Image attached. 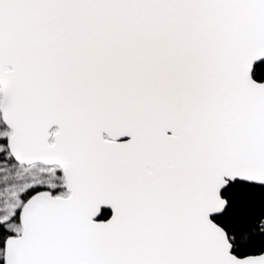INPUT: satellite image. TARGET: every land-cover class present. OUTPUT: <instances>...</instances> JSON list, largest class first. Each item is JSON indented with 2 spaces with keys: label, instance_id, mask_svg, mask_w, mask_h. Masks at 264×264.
I'll list each match as a JSON object with an SVG mask.
<instances>
[{
  "label": "snow or ice",
  "instance_id": "6c2138e0",
  "mask_svg": "<svg viewBox=\"0 0 264 264\" xmlns=\"http://www.w3.org/2000/svg\"><path fill=\"white\" fill-rule=\"evenodd\" d=\"M0 264H264V0H0Z\"/></svg>",
  "mask_w": 264,
  "mask_h": 264
}]
</instances>
